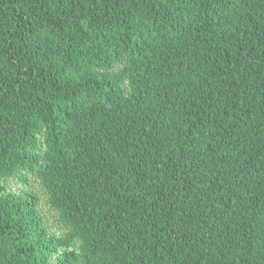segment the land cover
<instances>
[{
    "label": "trees",
    "instance_id": "obj_1",
    "mask_svg": "<svg viewBox=\"0 0 264 264\" xmlns=\"http://www.w3.org/2000/svg\"><path fill=\"white\" fill-rule=\"evenodd\" d=\"M0 264H264V0H0Z\"/></svg>",
    "mask_w": 264,
    "mask_h": 264
},
{
    "label": "rangeland",
    "instance_id": "obj_2",
    "mask_svg": "<svg viewBox=\"0 0 264 264\" xmlns=\"http://www.w3.org/2000/svg\"><path fill=\"white\" fill-rule=\"evenodd\" d=\"M11 187L13 188H22L23 186L18 183H12ZM32 189L37 192L39 198H40V208L43 212V215L45 217V221L47 225L49 226L50 230L52 231H59V222L56 217V213L47 205L45 201V194L43 193L42 189L38 185V183L34 180H32L31 183Z\"/></svg>",
    "mask_w": 264,
    "mask_h": 264
}]
</instances>
